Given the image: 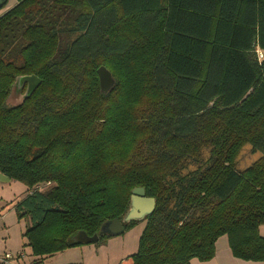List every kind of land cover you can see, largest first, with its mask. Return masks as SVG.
I'll list each match as a JSON object with an SVG mask.
<instances>
[{
  "label": "trees",
  "instance_id": "trees-1",
  "mask_svg": "<svg viewBox=\"0 0 264 264\" xmlns=\"http://www.w3.org/2000/svg\"><path fill=\"white\" fill-rule=\"evenodd\" d=\"M24 75L41 83L10 105ZM246 144L261 156L239 172ZM0 173L28 188L35 256L122 219L144 187L132 264L208 261L222 236L264 261V0H17L0 16Z\"/></svg>",
  "mask_w": 264,
  "mask_h": 264
},
{
  "label": "rangeland",
  "instance_id": "rangeland-1",
  "mask_svg": "<svg viewBox=\"0 0 264 264\" xmlns=\"http://www.w3.org/2000/svg\"><path fill=\"white\" fill-rule=\"evenodd\" d=\"M64 38L62 40L66 43L67 38ZM21 62L22 60L20 59L18 63ZM25 88H27L26 84L20 91L13 87L8 103L10 105L20 103L24 94L22 92L25 91ZM204 152V157L206 158L208 151L205 150ZM260 156L261 153L253 151L250 144L244 145L236 158V170L239 172L245 170ZM53 185L50 182L43 183L39 184L37 188L45 191ZM28 194L27 186L20 181L0 182V216H4V221H0L1 248L6 246L9 247L7 249H11L14 252L19 250L16 255L24 253L25 258L23 257V259L25 261H28L29 258L33 260L37 258L36 262L33 261L30 264H132L131 256L139 249L140 236L146 226L145 219L136 221L121 234L107 236L104 240L80 243L50 255L35 256L32 252V247L29 245L28 237L24 235L31 222L28 217L18 218L15 209L17 204ZM260 233L264 236V225H262ZM225 240H227L226 236L220 237L216 243V249L221 247ZM23 259L21 258L22 261Z\"/></svg>",
  "mask_w": 264,
  "mask_h": 264
},
{
  "label": "water",
  "instance_id": "water-1",
  "mask_svg": "<svg viewBox=\"0 0 264 264\" xmlns=\"http://www.w3.org/2000/svg\"><path fill=\"white\" fill-rule=\"evenodd\" d=\"M98 75L100 79L101 90L105 93L108 92L115 84L114 76L105 65H101L98 68ZM40 83V78L35 75H24L18 77L14 85L15 89H18L20 91V89H22L25 84L27 85L21 102L25 98L31 96V94L40 85ZM8 181H11V179L6 175L0 173V182ZM155 206V198L147 196L144 187H136L132 190L129 209L122 219L115 218L104 222L100 227L99 233L93 235H89L86 231L80 230L75 234L74 239L80 243H89L98 241L100 238V234H109L112 236L121 234L125 230V224L131 222L132 220L139 221L146 219V217L153 213Z\"/></svg>",
  "mask_w": 264,
  "mask_h": 264
},
{
  "label": "crops",
  "instance_id": "crops-1",
  "mask_svg": "<svg viewBox=\"0 0 264 264\" xmlns=\"http://www.w3.org/2000/svg\"><path fill=\"white\" fill-rule=\"evenodd\" d=\"M16 3H17V0H1L0 16L2 14H4L8 10V8H11ZM260 58H261V54H260ZM0 221H2V222L4 221V216H0ZM261 227H262V225L260 226V229H261ZM6 231H8V230H6ZM7 248H9V247L5 246L4 248H1V246H0V257H3L6 253H12V259L10 260V262H1L0 261V264H30L33 261L36 262V260H37V258H35L34 260L32 258H29L28 261H25L23 259V257L25 258L24 253H23L24 255L20 257V256L16 255V252H18L19 250L14 252L13 250L7 249ZM21 258L23 259V261L21 260ZM43 261H45V260L43 259ZM191 264H264V261H247V260H243V259H239V258L235 257L231 252V249H230L229 244H228V239H227L221 245V247L216 249V255L213 259L208 260V261H200L198 259H192Z\"/></svg>",
  "mask_w": 264,
  "mask_h": 264
},
{
  "label": "built area",
  "instance_id": "built-area-1",
  "mask_svg": "<svg viewBox=\"0 0 264 264\" xmlns=\"http://www.w3.org/2000/svg\"><path fill=\"white\" fill-rule=\"evenodd\" d=\"M262 56V55H261ZM24 254L21 253L18 256H23ZM12 259V253H6L3 257H0L1 262H10Z\"/></svg>",
  "mask_w": 264,
  "mask_h": 264
},
{
  "label": "flooded vegetation",
  "instance_id": "flooded-vegetation-1",
  "mask_svg": "<svg viewBox=\"0 0 264 264\" xmlns=\"http://www.w3.org/2000/svg\"><path fill=\"white\" fill-rule=\"evenodd\" d=\"M24 90V89H23ZM25 90H26V88H25ZM25 92V91H24ZM24 92H22V93H24Z\"/></svg>",
  "mask_w": 264,
  "mask_h": 264
}]
</instances>
